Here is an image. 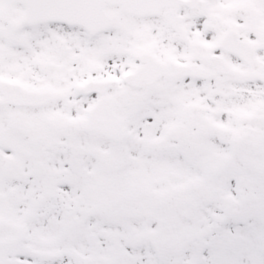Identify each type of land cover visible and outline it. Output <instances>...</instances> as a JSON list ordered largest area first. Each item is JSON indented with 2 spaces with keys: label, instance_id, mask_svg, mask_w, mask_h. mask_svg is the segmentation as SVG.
I'll return each instance as SVG.
<instances>
[{
  "label": "snow or ice",
  "instance_id": "snow-or-ice-1",
  "mask_svg": "<svg viewBox=\"0 0 264 264\" xmlns=\"http://www.w3.org/2000/svg\"><path fill=\"white\" fill-rule=\"evenodd\" d=\"M0 264H264V0H0Z\"/></svg>",
  "mask_w": 264,
  "mask_h": 264
}]
</instances>
